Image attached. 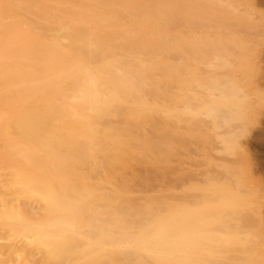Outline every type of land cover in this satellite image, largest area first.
I'll return each instance as SVG.
<instances>
[{
  "label": "bare ground",
  "instance_id": "obj_1",
  "mask_svg": "<svg viewBox=\"0 0 264 264\" xmlns=\"http://www.w3.org/2000/svg\"><path fill=\"white\" fill-rule=\"evenodd\" d=\"M251 2L0 0V264H264Z\"/></svg>",
  "mask_w": 264,
  "mask_h": 264
},
{
  "label": "rangeland",
  "instance_id": "obj_2",
  "mask_svg": "<svg viewBox=\"0 0 264 264\" xmlns=\"http://www.w3.org/2000/svg\"><path fill=\"white\" fill-rule=\"evenodd\" d=\"M248 1H250V0H248ZM258 1L260 2V0H254V2H251V3L252 4L254 3L253 8L255 9V7H256L255 10L260 11L262 14L264 12V3L263 2L259 3ZM42 4L54 7L53 4L47 3L45 1H43ZM252 4H251V6H252ZM39 6H41V5H39ZM38 10H39V7H36L30 13L32 15L36 16L35 14H38L37 13ZM165 25L167 26V30L170 32H185V31L191 29V28H187L186 26H181V24H179V23L178 24H170L168 22H165ZM210 25L213 26L214 24H211L209 20H204L200 24H198V26L195 27V30L198 33H202V32L213 33L214 28L213 29L209 28L208 26H210ZM262 56L264 57V54H262ZM263 60H264V58H263ZM263 62L261 64L262 65L261 67L264 66ZM263 69H264V67H263ZM259 89H260V92H262L261 94L263 95L264 94L263 93L264 92V86L262 85L261 88H259ZM263 99H264V95H263ZM259 111H261V112H259L257 114V116L255 118L256 120L254 119V123L249 126L248 132L245 134V139L244 138L242 139L244 142V146H245L244 148L247 150L248 155L245 158V160H246L245 162H243L244 160L241 161V165L245 166V168H247V169L252 170V172H253V174H251L252 180L254 181V179H255V181H257V182L254 181L253 182L254 184L257 183L259 185L261 184L264 186V105ZM194 149H195L194 146L187 148L183 152V154L188 155V154H191L193 152L192 157L194 158L195 157ZM182 158L185 159L186 157L183 156ZM178 160H179V158L174 160L175 166H177L179 164L180 161H178ZM242 162L244 165L242 164ZM184 177H182V178H184V179L187 178V176H184ZM176 181L177 180H176V178H174V176H170L169 179L161 181L159 185H160L161 189L168 190L166 192V194H170L172 191L174 192L176 189L175 192H177L179 195H183V191L185 190V187L182 188L181 182L179 183V181H177V182ZM261 181H262V183H261ZM257 184H255V185L257 186ZM263 186H261V188ZM159 189L160 188H158L157 190H159ZM151 193H154V192H151ZM263 197H264V192H263ZM263 201H264V199H263Z\"/></svg>",
  "mask_w": 264,
  "mask_h": 264
}]
</instances>
